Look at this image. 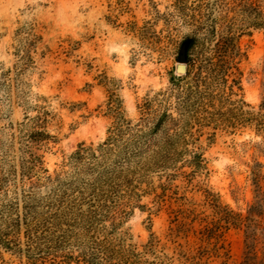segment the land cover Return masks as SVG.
I'll use <instances>...</instances> for the list:
<instances>
[{
    "label": "rangeland",
    "instance_id": "obj_1",
    "mask_svg": "<svg viewBox=\"0 0 264 264\" xmlns=\"http://www.w3.org/2000/svg\"><path fill=\"white\" fill-rule=\"evenodd\" d=\"M253 1L264 16V0ZM175 6V0H0V76L10 70L12 85L8 96L0 89V264H264V134L253 124L195 127L197 142L188 150L203 155L202 171L182 162L133 171L119 198L49 193L45 178L70 175V157L80 145L102 144L117 114L151 130L156 95L184 78L177 67L188 65L179 46L190 14ZM238 10L226 0L216 15L244 29ZM30 36L40 38L34 48ZM236 36L235 69L216 91L227 101L207 109L228 121L234 107L250 113L264 106V30ZM25 52L33 64L18 85L14 68ZM146 101L152 110L144 115ZM37 110L48 114L46 130L55 137L32 150L47 171L39 180L22 176L17 139ZM168 113L179 119L175 98ZM163 131L176 126L168 123L158 135Z\"/></svg>",
    "mask_w": 264,
    "mask_h": 264
},
{
    "label": "trees",
    "instance_id": "obj_2",
    "mask_svg": "<svg viewBox=\"0 0 264 264\" xmlns=\"http://www.w3.org/2000/svg\"><path fill=\"white\" fill-rule=\"evenodd\" d=\"M175 0L181 13L188 12L190 16L184 21L189 27V34L182 39L180 54L187 61L186 75L172 83L169 92L156 95L158 110L154 125L147 133L142 132L123 115L117 114V123L107 131L106 140L95 149L80 145L70 157L73 171L65 178L46 177L49 184L51 198H119L123 185L130 186L128 176L133 171L143 174L166 171L183 163L187 167L199 172L205 169L203 155L189 151V145L197 142L192 133L195 127L204 128L209 124L215 127L225 126L236 128L245 123L253 124L257 132L264 134V106L257 112L244 113L242 107L235 108L233 117L228 121L225 114L207 113L214 102L224 104L227 100L217 96L219 85L224 83L229 70L235 69L233 61L238 55L237 31L264 30V16L259 7L252 0H231L239 8L238 13L246 28L237 29L226 19H219L216 9L226 0ZM220 20L225 23L221 29ZM28 46L34 48L40 41L37 36H30ZM193 57L195 59L192 60ZM181 56V55H180ZM181 58V57H180ZM179 58V59H180ZM33 64L28 52L19 57V66L15 65L14 76L18 85H22L20 78ZM11 71L1 74L0 89L8 96L11 83L8 77ZM214 85H217L214 87ZM26 93L21 92V101L26 103ZM175 98L179 111V119L173 120L168 113V103ZM152 110V102L146 101L141 107L144 115ZM38 111L34 117H25L20 125L17 137L20 145V171L23 177L36 178L46 175L41 157L36 156L34 148H46L55 141L46 130L47 116ZM173 123L176 131L159 132L168 124ZM127 188V187H126ZM76 196V197H75ZM95 257V256H94ZM87 264H96L86 262Z\"/></svg>",
    "mask_w": 264,
    "mask_h": 264
},
{
    "label": "water",
    "instance_id": "obj_3",
    "mask_svg": "<svg viewBox=\"0 0 264 264\" xmlns=\"http://www.w3.org/2000/svg\"><path fill=\"white\" fill-rule=\"evenodd\" d=\"M177 72H178L179 74H185V73H186V67H185L184 65H179V66L177 67Z\"/></svg>",
    "mask_w": 264,
    "mask_h": 264
}]
</instances>
